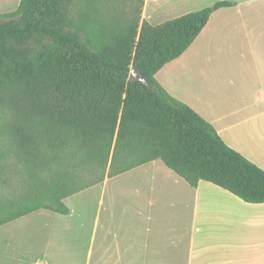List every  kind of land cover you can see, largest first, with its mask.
<instances>
[{
    "label": "trees",
    "instance_id": "16d2710c",
    "mask_svg": "<svg viewBox=\"0 0 264 264\" xmlns=\"http://www.w3.org/2000/svg\"><path fill=\"white\" fill-rule=\"evenodd\" d=\"M143 1L20 0L0 13V226L67 214L65 198L154 160L191 187L264 203V170L154 77L234 3L153 25Z\"/></svg>",
    "mask_w": 264,
    "mask_h": 264
},
{
    "label": "crops",
    "instance_id": "0c3cea01",
    "mask_svg": "<svg viewBox=\"0 0 264 264\" xmlns=\"http://www.w3.org/2000/svg\"><path fill=\"white\" fill-rule=\"evenodd\" d=\"M155 1H143V19L153 18ZM217 1L234 5L213 11L190 45L200 36L219 49L236 42L238 68L229 83L220 89L207 84L210 102L191 103L156 81L210 123L229 147L264 170V0H211ZM233 16L237 24L228 19ZM234 28L240 29L237 36ZM182 54L154 76L171 74ZM197 55L191 52V62ZM123 176L97 184V210L78 213L76 219L70 207L67 214L54 212L53 222L45 225L51 239L29 264H264V203H246L203 180L191 187L160 160L115 177ZM70 233L76 243L55 241Z\"/></svg>",
    "mask_w": 264,
    "mask_h": 264
},
{
    "label": "rangeland",
    "instance_id": "374dc122",
    "mask_svg": "<svg viewBox=\"0 0 264 264\" xmlns=\"http://www.w3.org/2000/svg\"><path fill=\"white\" fill-rule=\"evenodd\" d=\"M18 1L0 0V13L14 11L17 8ZM210 5H212L211 0H156L152 3L154 8L153 18L148 21L155 25L164 20L173 19L184 13ZM228 19L237 24L238 17L233 16ZM237 30L240 31V29H231L236 36ZM207 44L206 38L200 36L183 52L182 58L177 65H174L171 74L163 76V73H158L157 76H154L155 79L163 82L167 91L173 96L191 103L194 100V103L200 101L204 103L205 100L210 102L206 96L207 84H210L214 89H220L221 86L229 83L233 72L238 68L234 60L237 57L236 48H238V44L232 42L229 47L224 44V48L221 49L217 48L215 43L210 46H207ZM191 52L199 54L192 62ZM221 76L224 78H221ZM124 178V176H114L112 180L119 181ZM113 181L106 184L107 190L103 194L105 205L108 188ZM99 196L100 186L96 185L67 197L64 203L67 207H70L73 212L72 217L76 219L78 213H90L97 210ZM105 205L101 206V210ZM55 217L54 212L41 209L0 226V264H29L34 256L40 254L45 241L48 238L51 239V236H49L50 227H45V225L53 222ZM55 241L76 243V235L70 233L65 237L60 236Z\"/></svg>",
    "mask_w": 264,
    "mask_h": 264
},
{
    "label": "water",
    "instance_id": "95a60500",
    "mask_svg": "<svg viewBox=\"0 0 264 264\" xmlns=\"http://www.w3.org/2000/svg\"><path fill=\"white\" fill-rule=\"evenodd\" d=\"M129 78H132L134 80H138V81H141L143 83H146V81L144 80V78H142V77H140L138 75V73L136 72V69L135 68H131L130 69Z\"/></svg>",
    "mask_w": 264,
    "mask_h": 264
}]
</instances>
